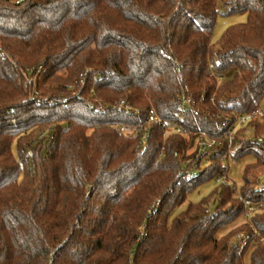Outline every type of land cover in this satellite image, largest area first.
<instances>
[{"label": "trees", "instance_id": "16d2710c", "mask_svg": "<svg viewBox=\"0 0 264 264\" xmlns=\"http://www.w3.org/2000/svg\"><path fill=\"white\" fill-rule=\"evenodd\" d=\"M220 5L244 20L212 43ZM184 89L194 109L180 119ZM151 108L163 123L140 148L117 126ZM256 108L264 0H0V264H264V121L238 129L231 154L223 127ZM202 131L216 144L185 177ZM242 160L236 183L230 161ZM219 177L214 208L169 219Z\"/></svg>", "mask_w": 264, "mask_h": 264}, {"label": "built area", "instance_id": "2783aa9c", "mask_svg": "<svg viewBox=\"0 0 264 264\" xmlns=\"http://www.w3.org/2000/svg\"><path fill=\"white\" fill-rule=\"evenodd\" d=\"M40 67H38L37 71H39ZM210 77L214 78L216 81H221L224 79L223 76L217 75L214 71L211 70L209 73ZM203 98V95L201 96V99ZM180 104L178 106V116L180 119L184 118V113L187 108L194 109V101L191 100L189 96H187V89H184L182 93L179 96ZM118 108H122L124 113L126 114H132L136 112L134 108L125 103L124 101H119L117 103ZM224 125L223 127H227L225 129V139H226V146L228 149V153H233L236 143H233L234 135L236 131L240 128H242L244 125L251 121H258L262 122L264 121V111L261 108H256L252 112L246 113V114H240L235 117V119L232 121L231 124H229L228 121L231 120L230 116L225 115L224 116ZM161 118L157 115L155 110L153 108L149 109L147 112V117L145 119V123L142 125H120L117 126L118 133L124 136H140V141L138 144V147L142 148L145 143L146 139L149 133V127L153 124H162ZM229 124V125H228ZM228 125V126H227ZM171 132L175 133H186V129H183L181 126H173L170 129ZM200 137L196 142V152L194 156L190 159H186L182 162V173L185 177L194 176L198 173L199 169L197 168L198 164L197 161L202 159L205 155H207L210 151V149L216 144V140L212 138L211 136L207 135L204 131L200 132ZM42 136V135H40ZM191 164L192 167H188V165ZM216 183H220L223 185H228L229 182L224 177H219L215 179ZM239 199H242V197L239 196ZM246 203V215H250L253 213V207ZM248 239V236L246 237ZM246 239L242 241V246L246 244ZM258 241L264 243V238L259 237Z\"/></svg>", "mask_w": 264, "mask_h": 264}, {"label": "rangeland", "instance_id": "374dc122", "mask_svg": "<svg viewBox=\"0 0 264 264\" xmlns=\"http://www.w3.org/2000/svg\"><path fill=\"white\" fill-rule=\"evenodd\" d=\"M220 10L219 16L216 19V23H215V27L211 36V42L215 43L216 40L219 38V36L221 35V33L224 31V29L231 24L234 23H238L244 20V16L243 15H227L224 14L225 9H223L221 7V5L218 7ZM233 69L227 71L225 73V75H227L228 77L231 76L233 74ZM32 68L28 69V75L26 76L29 80L32 81V83H34L35 79H36V75L32 74ZM39 71H37L38 73ZM227 78V77H226ZM224 79H222L221 81H216L217 85H220L221 83H223ZM68 88H72V87H68ZM101 102V101H99ZM41 132H46V129H43ZM49 132V131H48ZM47 133V132H46ZM37 136H39V134H36ZM244 135L245 138H251L253 136V130L250 127H246L244 130ZM36 136V138H37ZM240 138H243L242 135H239ZM239 142L236 143V145H238ZM243 160L242 161H237V162H231L230 161V169L228 172V177L230 180L235 181L236 183H239L241 180V172H242V167H243ZM263 175L259 174V179H262ZM218 183L215 182V179L206 181L202 184H200L197 188H195L194 190H192L186 197V199L184 200L183 203H181L178 207H176L174 209V211L171 213L169 219H173L174 217L178 216L180 213H182L183 211H185L187 209V206L189 204H197L199 202H202L204 200H206V205L208 209L214 208L216 206L215 203V188L217 187ZM242 219L237 220L236 225L241 223ZM256 234V233H255ZM247 233L244 231H241L240 233H238L236 235L235 238L241 239V241H243L244 239L247 240ZM245 264H248V254L245 255Z\"/></svg>", "mask_w": 264, "mask_h": 264}]
</instances>
